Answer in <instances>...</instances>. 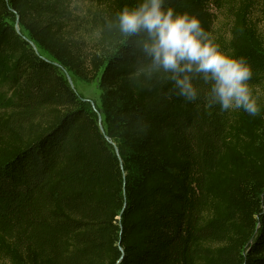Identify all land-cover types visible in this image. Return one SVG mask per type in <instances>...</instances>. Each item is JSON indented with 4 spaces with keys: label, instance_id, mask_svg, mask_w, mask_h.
<instances>
[{
    "label": "trees",
    "instance_id": "1",
    "mask_svg": "<svg viewBox=\"0 0 264 264\" xmlns=\"http://www.w3.org/2000/svg\"><path fill=\"white\" fill-rule=\"evenodd\" d=\"M73 2L0 0V55L15 58L14 98L0 110V261L264 264V106L253 117L136 88V58L104 21L138 0H114L87 18ZM170 3L198 15L222 49L249 61L250 87H264L251 0L231 9L228 39L213 34L219 0ZM15 14L50 60L14 30ZM84 25L102 54L83 56L74 32ZM53 61L98 78L102 125L119 156ZM137 116L150 124L146 135L132 131Z\"/></svg>",
    "mask_w": 264,
    "mask_h": 264
},
{
    "label": "clouds",
    "instance_id": "2",
    "mask_svg": "<svg viewBox=\"0 0 264 264\" xmlns=\"http://www.w3.org/2000/svg\"><path fill=\"white\" fill-rule=\"evenodd\" d=\"M104 29L114 30L136 58L129 80L138 89H168L188 104L201 101L221 112L244 111L259 116L261 106L249 82V61L222 49L196 14L177 11L170 0H138L114 17ZM150 124L137 116L132 131L146 135Z\"/></svg>",
    "mask_w": 264,
    "mask_h": 264
},
{
    "label": "rangeland",
    "instance_id": "3",
    "mask_svg": "<svg viewBox=\"0 0 264 264\" xmlns=\"http://www.w3.org/2000/svg\"><path fill=\"white\" fill-rule=\"evenodd\" d=\"M240 0H219L218 5H212L210 8L211 14L213 15V34L220 38L228 39V23L229 15L231 9L235 8ZM254 3L252 8V21L255 23L256 29L261 40L264 43V0H251ZM114 0H74L72 8L74 14L79 16V18H87L88 12H94L96 8H107L109 5L113 6ZM89 10V11H88ZM24 35H27L25 31L22 30ZM75 36L83 39V56L86 57L88 54L93 52L103 53V49L98 45L95 32L89 30L86 25L81 30L74 32ZM39 53L50 60V56L40 48H38ZM14 63L15 58L11 53H3L0 55V110L5 109L10 106L13 98L14 91L11 88L10 79L14 74ZM62 75L63 72L59 70ZM73 83V89L77 93L83 105L89 110L92 116L96 118V113L90 106L89 101L95 104L98 112L102 114V122L104 115L101 107V89L99 87L98 78L95 80H87L79 77L73 72L68 70ZM254 96L258 97V103L264 106V87L260 89H253ZM3 188L4 190L6 189ZM3 189L0 188V208L3 206L4 201L2 200L1 193ZM0 264H5L0 261Z\"/></svg>",
    "mask_w": 264,
    "mask_h": 264
},
{
    "label": "water",
    "instance_id": "4",
    "mask_svg": "<svg viewBox=\"0 0 264 264\" xmlns=\"http://www.w3.org/2000/svg\"><path fill=\"white\" fill-rule=\"evenodd\" d=\"M14 30H15L18 34H20V35L23 37V39L26 40V41L30 44V46L32 47V49L35 51V53H36L38 56H40V57H42V58L48 60L47 58L43 57V56L39 53V51H38V49H37V46L34 44V42L31 41L27 35H24V34H22V33L20 32V29H19V17H18L17 14H15V19H14ZM53 64H54L56 67H58V68L63 72L64 77H65V79H66L68 85L70 86V88L73 89V83H72L71 77H70V75H69L67 69H65L63 66H61V65H60L59 63H57V62H54V61H53ZM89 103H90V106H91V108L93 109V111L96 113V121H97V125H98V128H99V130H100V132H101L103 138H104L105 141L109 144V146H111V148H112V150L114 151V153H115L117 156H119V155H118V147H117V145H116V144H115V143H114V142L108 137V135L106 134L105 129H104L103 125H102V115H101V113L97 111V109H96V107H95V104H94L92 101H89ZM120 162H121V160H120Z\"/></svg>",
    "mask_w": 264,
    "mask_h": 264
},
{
    "label": "bare ground",
    "instance_id": "5",
    "mask_svg": "<svg viewBox=\"0 0 264 264\" xmlns=\"http://www.w3.org/2000/svg\"><path fill=\"white\" fill-rule=\"evenodd\" d=\"M102 124H103V122H102Z\"/></svg>",
    "mask_w": 264,
    "mask_h": 264
}]
</instances>
